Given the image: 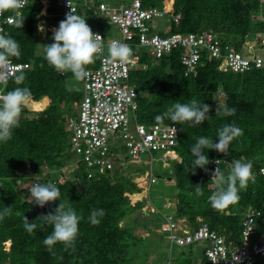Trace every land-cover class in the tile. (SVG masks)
I'll return each mask as SVG.
<instances>
[{"label": "trees", "instance_id": "16d2710c", "mask_svg": "<svg viewBox=\"0 0 264 264\" xmlns=\"http://www.w3.org/2000/svg\"><path fill=\"white\" fill-rule=\"evenodd\" d=\"M39 2L28 0L22 9L25 16L22 29L14 22L4 30L20 44L21 56L11 61L29 65L21 72L25 76L21 86L30 89L32 100L23 110L20 126L14 130L12 139L0 143V210L11 207V211L0 218V264H128V257L139 260L145 255L146 252L141 251L145 239L135 237L129 225L122 226L120 222L142 208L146 191L140 187V192L132 178L119 176L118 170L112 176L103 174L89 179L83 169H77L60 179L62 167L71 158L66 120L76 114L74 104L80 101L82 93L77 87L79 81L72 78L71 73L55 71L44 59L43 46L52 43V34L48 32L42 37L38 30ZM75 2L78 14L87 19L93 31L95 23L100 24L98 12L83 0ZM141 3L143 8H157L167 16H180L176 24L170 22V33H212L237 51L248 41L264 37V1L261 0H141ZM96 66L97 61L89 67ZM128 82L137 92L136 121L144 125L172 124L168 119L157 122L155 116L166 113L178 100L189 103L196 99L210 106L212 119L202 126L175 124L178 140L174 153L171 152L173 163L167 173L176 188L173 214L185 218L193 228L197 226L196 218L200 217L225 242L236 245L244 211L248 206L260 209L264 202V176L256 175L255 183H248L247 188L240 191L237 204L217 211L208 200L219 187L211 180L215 164L210 163L207 171L197 169L192 174L189 168L194 158L189 146L197 137L214 138L225 123H235L243 130L242 135L230 144L227 156L210 151V161L218 159L217 166L225 174L234 159L251 160L253 172L264 165V67H252L244 73L222 72L217 61L203 58L193 75L184 76L179 51L158 60L142 54L129 70ZM16 86L12 78L4 91ZM217 107L236 111L231 116H219L215 115ZM133 167L137 165L127 166V173L142 171L140 167ZM35 176H39L41 183L56 185L60 191L59 202L72 207L82 217L73 248L65 249L56 244L49 249L43 244V238L51 233L52 227L38 218L54 211L59 202L40 208L28 199L29 190L23 188L22 183ZM197 185L202 187V195H196ZM133 194L136 199L142 196L139 199L142 201L131 203ZM94 208L105 212L98 225H92L88 219ZM146 208L152 213L155 211L150 204ZM153 215L163 221L161 212ZM24 216L30 222L36 220L38 225L31 234L23 227ZM182 249L183 255L201 254L202 264H209L201 247Z\"/></svg>", "mask_w": 264, "mask_h": 264}, {"label": "built area", "instance_id": "2783aa9c", "mask_svg": "<svg viewBox=\"0 0 264 264\" xmlns=\"http://www.w3.org/2000/svg\"><path fill=\"white\" fill-rule=\"evenodd\" d=\"M83 1L99 14L100 24L93 32L103 38L100 43L104 53L97 60V66L89 67L88 75L81 80L82 97L74 104L76 114L66 120L71 162L68 164L66 161L62 169L70 168L68 172L83 169L87 178L94 179L103 174L112 176L115 170L123 177L130 164L141 166V169L142 166H148L150 170L127 173L138 187L136 178L147 174L145 182L148 191L156 183V177L151 172L155 160L152 154L160 153L165 157L167 153H174L178 128L175 124L144 125L136 121L137 93L134 86L129 84L128 77L129 70L138 63L141 55L146 54L158 60L179 51L184 76L193 75L203 58L217 61L218 69L222 72L244 73L252 67L263 68L264 57L252 52L250 47H246L248 55L245 56L233 46L224 45L212 33H170V22L176 24L180 16H167L157 8H143L141 0H128V5L123 0L114 5L108 4L106 0ZM39 3L41 8L38 18L42 14L43 17H56L55 24H49L40 32L42 37L48 32L53 35L59 22L65 19L71 9L74 14H78L75 0H40ZM27 4L28 0H23L20 10ZM12 15L5 12L0 14V34L4 33L6 26L15 22L10 18ZM164 20L169 23L166 30L163 33L154 32L153 22ZM115 32L118 35H114ZM113 40L128 44L133 49V57L129 62L113 63L106 58L107 47ZM28 68L26 63L11 61L6 68H0V80L8 82L14 74ZM161 161L167 166L165 160ZM215 168L216 165L213 170ZM61 173L63 178L65 173ZM253 173L254 178L249 183L255 182L256 175L264 176V165ZM34 178L31 179L32 184L36 182ZM196 222L197 226L193 228L183 217H175L173 213L163 215L159 231L171 246L201 247L209 264H258L260 259H264V202L260 209L248 206L244 211L236 245L231 241L225 242L200 217L196 218Z\"/></svg>", "mask_w": 264, "mask_h": 264}, {"label": "clouds", "instance_id": "9594fccd", "mask_svg": "<svg viewBox=\"0 0 264 264\" xmlns=\"http://www.w3.org/2000/svg\"><path fill=\"white\" fill-rule=\"evenodd\" d=\"M22 4L23 0H0V14L11 12L13 15L10 18L14 19L15 26L21 29L25 18L20 10ZM86 21L84 16L74 14L71 9L55 29L51 38L52 43L43 46L44 59L48 65L62 74L71 73L72 78L77 81L88 75L89 66L101 59L104 53L100 43L103 38L94 33ZM38 30L43 31V26L38 25ZM20 56L19 42L7 33L0 34V68H6L13 58ZM132 57L133 49L128 44L113 40L107 47L106 58L113 63H127ZM24 80L23 73L14 74L13 81L17 86L9 91H2L7 86V80H0V143L12 139L14 130L20 126L23 110L32 100L30 89L27 86H21ZM210 111L208 104L200 103L196 99H192L189 103H180L178 100L168 108L166 113L155 116V120L161 122L168 119L172 124L202 126L212 119L209 115ZM235 111V108L221 110L217 107L215 115L231 116L235 114ZM242 131L235 123H225L218 129L214 138L199 136L195 143L189 146V151L194 158L189 168L192 174H195L197 169L207 171L210 163L216 165L211 180L217 181L219 187L208 197V200L211 207L217 211H223L239 202L240 191L245 190L249 181L254 178L253 164L251 160L234 159L231 161L230 171L225 174L217 166L218 159L210 161L208 153L213 151L227 156L230 144L242 135ZM38 177L34 178L36 182L29 190L28 199L40 208L52 202H59L60 191L57 186L51 182L41 183ZM201 188L199 185L195 186L196 195L203 194ZM10 211L11 207H4L0 210V218ZM104 215V209L94 208L90 211L88 219L92 225H98ZM38 219L52 227L51 233L43 238L42 242L45 246L49 249L56 244L63 245L65 249L74 247L82 217L72 207L59 202L54 211L41 215ZM23 227L31 234L38 225L36 220L30 222L24 216Z\"/></svg>", "mask_w": 264, "mask_h": 264}, {"label": "rangeland", "instance_id": "374dc122", "mask_svg": "<svg viewBox=\"0 0 264 264\" xmlns=\"http://www.w3.org/2000/svg\"><path fill=\"white\" fill-rule=\"evenodd\" d=\"M106 2L110 5H114L113 3L114 1L112 0H107ZM47 22L50 24H55V19L49 18L47 19ZM95 24L96 25L93 27V29H95L99 23L96 22ZM153 26H154V32L163 33L166 30V28L169 26V23H167L166 20L156 21L153 22ZM114 35H118V33L115 32ZM261 37L262 36L258 37V39H255L253 41L254 43H256L255 45L258 46L255 48L256 50L255 53L264 57V47H261L262 40H264V37L262 38ZM248 46L252 47L250 45ZM240 51L243 55L245 56L248 55L246 50L242 49ZM81 84L82 82L80 80L77 83V87L79 90H81L82 87ZM74 109L76 110L75 105H74ZM152 155L155 160L153 162L151 172L156 177V183L152 184L148 188L149 190L147 191V187H145V181H144L143 188L146 191V199H143L144 203L142 208H140L138 211L131 214V216L127 217L126 219H123L120 222V225L122 226L129 225L135 237L145 239V242H143L141 246V251L146 252L145 255H143V257H140L139 260L131 259L128 257L127 258L129 261L128 264H169V263L170 264H202L203 258L201 254L200 255H196V253L195 255L190 253H187L185 255L181 254L180 251L183 249L176 246H171L169 242L166 239H164V237L159 231L160 226L158 225L159 223L161 224L162 222L156 219L153 214L156 212H161L162 215L172 214L175 210L177 198H175L174 196V194L176 193L175 184L172 180L168 179V175H167V173L171 169V165L173 162L167 160V166H164L161 160L162 159L165 160V158L162 157L160 153H153ZM67 162L69 164L71 161L68 160ZM137 167H141V166H137ZM137 167H133L132 169H137ZM69 169L70 168H68V170ZM68 170L64 168L62 169L61 172L67 174L69 173ZM144 170H150V169L148 166H142V171ZM146 176L147 174L144 175V177ZM130 177L133 179L132 176ZM123 178H128L127 173L123 175ZM142 178L143 175H140L139 177L136 178V181L140 182ZM22 184L25 185L23 188L25 189L27 188L28 190H30L32 186L31 178L24 180ZM141 191L142 189H140V192ZM134 195L136 194H133L130 197L131 203H135L136 201H142L139 199L142 196H144L145 193L143 192L142 196H140V198L137 199L133 198ZM150 203L155 204L156 207ZM165 203H167L169 207H166ZM149 204L154 208L155 210L154 213L147 210L146 207ZM170 253H173V255L171 254L170 257L167 256ZM261 260H262L261 264H264V259H260V261Z\"/></svg>", "mask_w": 264, "mask_h": 264}, {"label": "crops", "instance_id": "0c3cea01", "mask_svg": "<svg viewBox=\"0 0 264 264\" xmlns=\"http://www.w3.org/2000/svg\"><path fill=\"white\" fill-rule=\"evenodd\" d=\"M107 1V0H106ZM112 1H114L113 3L114 4H118L119 2H120V0H112ZM123 3L125 4V3H129V1L128 0H123ZM126 5V4H125ZM128 5V4H127ZM40 8H41V6H40ZM42 14V13H41ZM47 19H49V17H43V14L40 16V18H39V21H40V23H39V25H42L43 26V28H45L46 26H48L50 23H48L47 22ZM39 32H41V31H39ZM256 43H254V41H248L246 44H244V50H246L247 48L246 47H249L248 45H250V46H252V47H250L251 48V51L252 52H255L256 50H255V48L256 47H258L257 45H255ZM261 47H264V40H262V45H261ZM150 204H152V205H154L155 207H156V205L155 204H153V203H150ZM167 203H165V206L167 207ZM158 206V205H157ZM169 206V205H168ZM167 210V209H166Z\"/></svg>", "mask_w": 264, "mask_h": 264}, {"label": "bare ground", "instance_id": "6f19581e", "mask_svg": "<svg viewBox=\"0 0 264 264\" xmlns=\"http://www.w3.org/2000/svg\"><path fill=\"white\" fill-rule=\"evenodd\" d=\"M164 158L166 162L167 160L172 161V153L170 152V153L165 154ZM142 175H143V178L141 179V181L140 182L136 181L139 184V187H143V183L145 181V177H144L145 174H142ZM145 187H147L146 182H145Z\"/></svg>", "mask_w": 264, "mask_h": 264}]
</instances>
